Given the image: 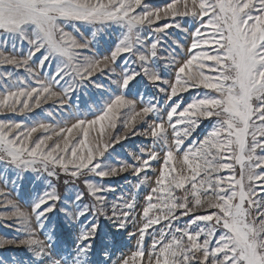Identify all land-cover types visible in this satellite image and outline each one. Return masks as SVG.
I'll list each match as a JSON object with an SVG mask.
<instances>
[{
	"label": "snow or ice",
	"instance_id": "obj_1",
	"mask_svg": "<svg viewBox=\"0 0 264 264\" xmlns=\"http://www.w3.org/2000/svg\"><path fill=\"white\" fill-rule=\"evenodd\" d=\"M85 24L91 35L81 31ZM109 27L119 31L117 40L97 52L95 37ZM172 28L188 42L167 43ZM53 61L57 71L44 76ZM6 66L12 71H0V112L25 113L54 99L64 107L84 83L104 88L96 83L101 75L110 82L109 99L91 119L72 112L71 123L0 120L6 168L84 185L61 208L79 226L72 264H93L101 218L118 230L136 226L129 233L134 249L112 261L105 246L102 264H264V0H168L163 7L148 0H0V68ZM137 77L155 89L149 100L126 95ZM191 90L198 94L183 103ZM206 120L211 130L193 141ZM129 136L150 144L131 162L109 163V150ZM125 173L136 189L147 186L139 212L132 194L109 199L116 189L107 181ZM15 188L0 175V204L13 209L0 216L16 218L9 227L25 235L0 237V247H27L32 264H66L48 226L61 204L52 179L31 212L12 198Z\"/></svg>",
	"mask_w": 264,
	"mask_h": 264
},
{
	"label": "rangeland",
	"instance_id": "obj_2",
	"mask_svg": "<svg viewBox=\"0 0 264 264\" xmlns=\"http://www.w3.org/2000/svg\"><path fill=\"white\" fill-rule=\"evenodd\" d=\"M168 0H148V4L153 7H163ZM181 23H184L181 21ZM184 27L191 28V21L184 23ZM81 31L87 36L91 35L94 31L91 25H82ZM171 33L168 37L167 43L173 41H180L187 43L189 37L185 31L179 29H169ZM119 31L114 27L105 28L103 31L95 37V48L97 52L106 53L110 47L113 46L117 40ZM175 45H173L174 47ZM39 53L37 57H39ZM179 58V57H178ZM121 67H123L122 61ZM12 71L11 66L0 68V71ZM57 71L55 61L50 66H46L43 69L44 76H50ZM119 72V69H117ZM19 76H26V73L21 69L18 72ZM96 83L105 85L104 88H97L92 83H84L74 93L71 94V99L67 101L64 107H61L58 100H49L46 103H42L39 108H33L31 111L25 113H10L0 112V120H13L23 122L26 125L31 126L37 122H43L53 124L57 121L67 120L70 123L74 122L70 120V113L78 112L79 114L86 115L87 118L91 119L109 99L111 90L109 88V80L106 76H98ZM58 90V89H54ZM126 95L134 96L136 93L142 94L145 100H149L155 93V89L147 82V80H141L137 77L136 81H133L129 86V89L125 90ZM197 90H191L188 93L183 94V103L190 102L197 95ZM157 99H162V96H157ZM51 113V115H49ZM138 128L146 127L138 125ZM212 128V123L204 121L198 129L193 133V141L202 139L204 135L209 132ZM118 132L122 133L123 129L118 125ZM150 144V140L143 136H129L127 140L121 141L116 144L113 149L109 150L108 162L115 163L121 160H128L131 162V154L139 153L141 147H146ZM176 167L179 168V162H175ZM159 167V165H156ZM152 173L149 172V175ZM0 175H3L9 180L16 182L15 190L17 193H12V198L17 201L22 211L31 212L30 203L36 197L41 195L45 190L48 189L49 183L52 182L56 185L57 191L61 195V204L57 206V209L49 214L48 226L53 236L54 249L61 256L66 258V264H72V255L75 252V243L79 232V226L70 224L66 219L64 212L61 208L71 206L74 200L75 194L78 191H86L82 183L68 184L63 183L65 177L61 176L59 181L54 178H49L43 175H38L31 171L18 172L12 168H6L3 163H0ZM112 187L116 189L115 193L109 194V199L112 200L121 194L128 196L132 194L136 197L138 208L137 212L140 211V207L143 206V196L148 190L147 186H143L140 189H136V178L128 173L122 176L113 177L107 181ZM3 198H0L2 200ZM87 202V201H86ZM13 209L11 206H5L0 204V213L11 212ZM136 213H134L135 215ZM84 220V218H81ZM91 220V217L87 218ZM186 219V218H185ZM100 231L93 242V252L90 253L89 259L93 264H102L106 259L103 255L102 249L107 246L108 251L111 254L112 261H115L122 254H127L134 249L136 245V239L129 235L130 232L136 231V226L132 223L129 227L123 230H118L111 222L103 218L100 219ZM17 223L16 218L7 219L6 217L0 216V237L11 239V238H23L25 233L18 232L16 228L9 227ZM163 225H157L156 227H162ZM33 228L37 229L38 226L33 221ZM151 231V229H149ZM44 239V236H40ZM146 246L150 245L151 239L146 237ZM35 259L32 253L27 247L23 245H8L0 247V264H32V260Z\"/></svg>",
	"mask_w": 264,
	"mask_h": 264
}]
</instances>
